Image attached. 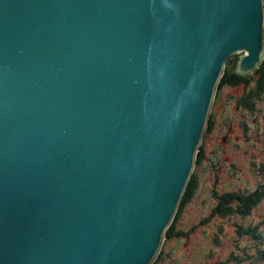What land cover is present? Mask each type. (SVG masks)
Instances as JSON below:
<instances>
[{
  "label": "water",
  "instance_id": "water-1",
  "mask_svg": "<svg viewBox=\"0 0 264 264\" xmlns=\"http://www.w3.org/2000/svg\"><path fill=\"white\" fill-rule=\"evenodd\" d=\"M237 53L264 0H0V264H153Z\"/></svg>",
  "mask_w": 264,
  "mask_h": 264
},
{
  "label": "rangeland",
  "instance_id": "rangeland-1",
  "mask_svg": "<svg viewBox=\"0 0 264 264\" xmlns=\"http://www.w3.org/2000/svg\"><path fill=\"white\" fill-rule=\"evenodd\" d=\"M246 91L217 88L193 169L197 186L153 264H264V98L245 108ZM256 189L261 200L247 215L237 212L242 203L225 202L227 193Z\"/></svg>",
  "mask_w": 264,
  "mask_h": 264
},
{
  "label": "trees",
  "instance_id": "trees-1",
  "mask_svg": "<svg viewBox=\"0 0 264 264\" xmlns=\"http://www.w3.org/2000/svg\"><path fill=\"white\" fill-rule=\"evenodd\" d=\"M242 53H237L231 56L226 64L225 72L219 82L218 88L224 87L225 85H244V88H247L246 94L242 96L241 103L245 108L253 109V105L257 100H262L264 98V58L260 64V66L251 74L243 75L236 72V65L238 59L241 57ZM230 62V64H229ZM232 63V64H231ZM231 65V66H230ZM248 100L250 102H248ZM243 101V102H242ZM202 148V146H201ZM202 149L199 151L197 155V161L199 162L202 158ZM196 176L192 175L191 180L189 182L188 188L184 194L178 212L175 216V219L180 215L182 207L188 202L192 191L196 188ZM262 193L256 189L254 192L250 194H241V193H227L225 194V202H232L235 200L239 203H242V206H239L237 212L241 215H247L251 212V209L254 205L261 200ZM225 204V203H224ZM224 205L219 211L226 215L229 214L228 210H224ZM173 220L171 226L168 229V236H172L173 231L176 226V220ZM182 232H177L176 235H180Z\"/></svg>",
  "mask_w": 264,
  "mask_h": 264
}]
</instances>
